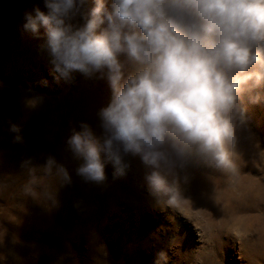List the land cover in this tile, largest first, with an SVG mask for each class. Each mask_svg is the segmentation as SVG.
I'll list each match as a JSON object with an SVG mask.
<instances>
[{
  "label": "rangeland",
  "instance_id": "rangeland-1",
  "mask_svg": "<svg viewBox=\"0 0 264 264\" xmlns=\"http://www.w3.org/2000/svg\"><path fill=\"white\" fill-rule=\"evenodd\" d=\"M29 6L47 12L44 0H0V264H156L161 252L164 264H264V101L251 103L247 93L238 100L243 118L233 121L224 168L195 153L166 178L171 190L155 194L144 178L148 169L128 155L124 175L114 178L109 162L102 183L85 181L66 140L81 123L100 135L97 112L111 89L105 78L78 71L67 82L54 78L41 48L44 29L33 35L22 27ZM92 6L84 0L68 22L79 26ZM119 59L126 62L123 54ZM37 96L41 101L27 106ZM12 124L21 142H14ZM48 156L71 180L51 179L54 203L22 191L29 168L43 176ZM188 174L202 182L192 194ZM245 176L259 182L257 197L245 191ZM192 195L196 201L186 205L182 199ZM240 216L243 229L233 221Z\"/></svg>",
  "mask_w": 264,
  "mask_h": 264
},
{
  "label": "clouds",
  "instance_id": "clouds-1",
  "mask_svg": "<svg viewBox=\"0 0 264 264\" xmlns=\"http://www.w3.org/2000/svg\"><path fill=\"white\" fill-rule=\"evenodd\" d=\"M83 3L44 0L47 12H26L22 25L33 35L44 29L41 48L54 78L67 82L78 71L105 78L111 89L97 112L100 135L81 123L66 140L79 161L76 174L100 184L106 163L116 178L129 167L126 156H139L149 189L160 194L171 190L166 178L193 153L226 167L233 121L243 118L238 100L247 93L251 103L264 101L255 91L264 89V0H111L110 9L106 0H93L74 26L68 21ZM9 131L21 142L17 125ZM39 170L43 176L29 168L22 191L54 203L51 179L70 183V176L52 156ZM167 203L175 206L171 198ZM166 259L161 252L156 264Z\"/></svg>",
  "mask_w": 264,
  "mask_h": 264
},
{
  "label": "bare ground",
  "instance_id": "bare-ground-1",
  "mask_svg": "<svg viewBox=\"0 0 264 264\" xmlns=\"http://www.w3.org/2000/svg\"><path fill=\"white\" fill-rule=\"evenodd\" d=\"M42 5V4H41ZM36 8V7H35ZM43 8V11H45L44 10V7H42ZM33 9H34V7L33 8H31V6H29V8H26V10H25V12H29V13H31L32 11H33ZM7 11V10H6ZM9 15V14H8ZM2 26V25H1ZM40 49V48H39ZM42 50V49H41ZM14 51V50H13ZM44 52V51H43ZM16 60V59H15ZM194 154L195 153H193L189 158H188V160H187V162H186V164H185V166H184V168L185 167H187L188 166V164H191L192 162H191V160H192V156H194ZM191 162V163H190ZM187 165V166H186ZM185 175H187V173L185 174ZM188 176H189V178H187V179H185L184 177H182V180H184L185 179V181H191L192 182V184L189 186V190H187V191H189L191 194L193 193V192H195V190H197V187H199V186H201L202 185V182L198 179L199 177H197V176H195V174L194 175H192V174H188ZM196 177H197V179H198V182L199 183H197L196 181H195V179H196ZM202 177H204V176H202ZM184 178V179H183ZM181 180V181H182ZM201 180H202V178H201ZM179 181V180H178ZM206 181V180H205ZM204 181V182H205ZM241 182V181H240ZM245 182L248 184L246 187L247 188H245V191L246 192H248V195L249 194H251L250 196L252 197V198H255V197H257L258 196V194L261 192V187H260V184H259V182L258 181H255L254 179H252V178H247L246 176H245ZM206 183H208V182H206ZM240 185V184H239ZM242 185V184H241ZM241 185H240V187H241ZM246 185V184H245ZM201 188V187H200ZM244 188V187H243ZM186 189V188H185ZM222 189V188H221ZM224 189V188H223ZM236 190H238V189H236ZM232 191V190H231ZM218 192V191H217ZM222 192H225V191H222ZM245 192V193H246ZM193 197V198H192ZM192 197H186V198H184V199H182L183 200V202H186V205H188V204H190V203H194V201H196V198H194V196L192 195ZM198 199V198H197ZM247 199H248V197H247ZM250 199V198H249ZM255 200V199H254ZM243 201V200H242ZM241 201V202H242ZM255 219V218H254ZM234 223H235V226L238 228V229H243V226H244V223L246 222V221H244V219H243V217H239V218H234ZM260 224V223H259ZM245 228H247V229H249V227L248 226H246L245 225V227H244V229ZM224 229V228H223ZM225 230V229H224Z\"/></svg>",
  "mask_w": 264,
  "mask_h": 264
}]
</instances>
